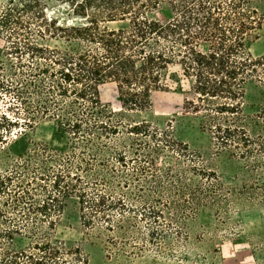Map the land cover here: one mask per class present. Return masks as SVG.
<instances>
[{"label":"trees","instance_id":"1","mask_svg":"<svg viewBox=\"0 0 264 264\" xmlns=\"http://www.w3.org/2000/svg\"><path fill=\"white\" fill-rule=\"evenodd\" d=\"M54 1L59 5L51 16L49 0H0V96L11 99L0 114V145L41 118L91 144L66 154L37 145L0 168V264H87L79 247L50 238L70 199L77 200L83 227L108 232L125 231L136 216L158 225L160 204L168 209L184 202L194 215L218 202L214 189L185 184V172L166 161L189 160L186 144L147 122L115 118L100 100L106 83L115 85L124 110L143 112L177 66L192 95L186 109L202 116L217 144L243 159L264 153V134L251 136L239 125L246 85L264 87V55L247 52L264 22L254 0ZM121 134L131 136L132 145L110 154ZM93 140L99 141L94 152ZM190 172L215 186L217 179L195 166ZM168 192L173 200L167 195L161 202L160 193Z\"/></svg>","mask_w":264,"mask_h":264},{"label":"rangeland","instance_id":"2","mask_svg":"<svg viewBox=\"0 0 264 264\" xmlns=\"http://www.w3.org/2000/svg\"><path fill=\"white\" fill-rule=\"evenodd\" d=\"M48 5L47 13L52 16L59 4L49 0ZM254 6L264 15V0H254ZM152 16L166 19L164 13ZM255 34L256 38L249 44L247 52L258 58L264 55V22ZM41 43L45 45V40ZM3 44L0 39V58ZM46 44L63 47L61 42L46 41ZM165 85L164 91L153 93L151 107L143 112L124 110L112 83L100 87V100L124 124L144 121L186 144L189 160L177 157L166 161L175 170L185 172V184L214 189L218 202L201 205L194 215L188 213L184 202L181 207L171 205L168 209L160 204L157 207L164 218L158 225L136 216L124 223L125 231L108 232L103 227L90 230L83 227L77 200L70 199L55 219L54 230L49 231L51 240L63 242L67 248L79 247L87 258V264H264V153L254 159H243L233 148L225 149L217 144L209 130L202 127V116L186 109L185 102L192 99V95L179 67L169 68ZM10 102V98L0 96V114L6 112ZM33 102L36 105L35 100ZM239 125L251 136L264 134V87L257 82H249L245 87ZM131 138L121 134L110 154L114 150H129ZM85 144L91 143L75 141L57 122L41 118L32 129L15 133L6 144L0 145L3 147L0 150V168L13 165L16 156L30 152L37 145L66 154L73 146L77 147L78 153ZM92 144L94 152L99 141L93 140ZM165 155L170 157L168 153ZM164 162L161 156L157 164L162 167ZM192 166L216 178L217 181L211 183L215 186L211 187L199 176H193L190 172ZM116 192L121 191L117 188ZM160 195L162 202L167 195L172 199L173 194ZM153 231L156 239L151 237ZM112 239L114 245H111Z\"/></svg>","mask_w":264,"mask_h":264}]
</instances>
